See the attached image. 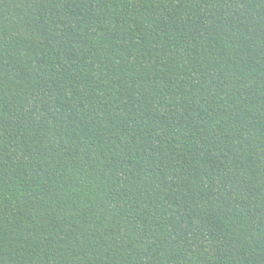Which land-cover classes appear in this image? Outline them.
Returning <instances> with one entry per match:
<instances>
[{"label": "trees", "instance_id": "16d2710c", "mask_svg": "<svg viewBox=\"0 0 264 264\" xmlns=\"http://www.w3.org/2000/svg\"><path fill=\"white\" fill-rule=\"evenodd\" d=\"M0 264H264V0H0Z\"/></svg>", "mask_w": 264, "mask_h": 264}]
</instances>
